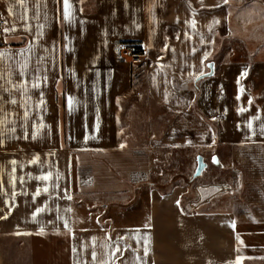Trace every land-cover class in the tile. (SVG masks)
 I'll list each match as a JSON object with an SVG mask.
<instances>
[{"label": "crops", "instance_id": "obj_1", "mask_svg": "<svg viewBox=\"0 0 264 264\" xmlns=\"http://www.w3.org/2000/svg\"><path fill=\"white\" fill-rule=\"evenodd\" d=\"M0 17V264H239L240 225H264V0H0ZM140 68L160 108L214 122L237 197L183 212L148 193L119 221L74 200L72 155L118 147Z\"/></svg>", "mask_w": 264, "mask_h": 264}, {"label": "rangeland", "instance_id": "obj_2", "mask_svg": "<svg viewBox=\"0 0 264 264\" xmlns=\"http://www.w3.org/2000/svg\"><path fill=\"white\" fill-rule=\"evenodd\" d=\"M143 75L134 78L132 89L119 102L118 147L73 153L74 200L90 215H100L99 220L110 207L119 221L125 214L116 212L141 208L148 193L151 203L159 193L166 195L167 205H173L177 195L183 212L192 206L222 205L224 194L237 197L238 185L228 182L240 169L220 166L229 151L217 147L214 122L160 108L149 98ZM198 155H203L206 168L195 176ZM239 228V264H264V254L259 253L264 251V225Z\"/></svg>", "mask_w": 264, "mask_h": 264}, {"label": "built area", "instance_id": "obj_3", "mask_svg": "<svg viewBox=\"0 0 264 264\" xmlns=\"http://www.w3.org/2000/svg\"><path fill=\"white\" fill-rule=\"evenodd\" d=\"M5 20L0 17V35L4 31ZM117 54L121 59H125L132 63H140L143 54V48L138 43L121 42L117 45Z\"/></svg>", "mask_w": 264, "mask_h": 264}, {"label": "water", "instance_id": "obj_4", "mask_svg": "<svg viewBox=\"0 0 264 264\" xmlns=\"http://www.w3.org/2000/svg\"><path fill=\"white\" fill-rule=\"evenodd\" d=\"M213 71H214V69H213V66L211 65V70L209 71V73H205L204 75H206V74H211V73H213ZM213 161H214L216 164L218 163V160H217L216 157L213 158ZM205 166H206V162H205V160H204L203 155H198V156H197V167H196V169H195V173H194V175H195V176H199V175H201V173L203 172V169L205 168Z\"/></svg>", "mask_w": 264, "mask_h": 264}, {"label": "trees", "instance_id": "obj_5", "mask_svg": "<svg viewBox=\"0 0 264 264\" xmlns=\"http://www.w3.org/2000/svg\"><path fill=\"white\" fill-rule=\"evenodd\" d=\"M143 68H140L138 70H136V72L134 73L137 77H140L143 74Z\"/></svg>", "mask_w": 264, "mask_h": 264}, {"label": "snow or ice", "instance_id": "obj_6", "mask_svg": "<svg viewBox=\"0 0 264 264\" xmlns=\"http://www.w3.org/2000/svg\"><path fill=\"white\" fill-rule=\"evenodd\" d=\"M65 6H66V9H67V0H65ZM66 18H67V13H66ZM5 31H8V29H5ZM45 179H46V177H45Z\"/></svg>", "mask_w": 264, "mask_h": 264}]
</instances>
